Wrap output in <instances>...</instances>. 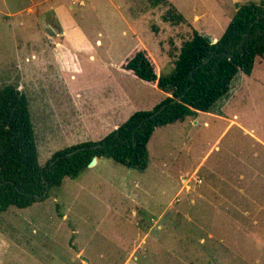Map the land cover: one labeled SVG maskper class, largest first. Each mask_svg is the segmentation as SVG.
I'll return each mask as SVG.
<instances>
[{"label": "rangeland", "instance_id": "374dc122", "mask_svg": "<svg viewBox=\"0 0 264 264\" xmlns=\"http://www.w3.org/2000/svg\"><path fill=\"white\" fill-rule=\"evenodd\" d=\"M248 1L260 0H0V89L13 84L28 96L41 165L167 96L121 67L134 49L145 47L169 74L195 28L220 38ZM170 7L185 22L165 21ZM86 41L92 48L77 49ZM257 58L213 112L156 128L145 171L101 157L45 200L2 212L0 264H264ZM116 84L131 94L126 106L109 93Z\"/></svg>", "mask_w": 264, "mask_h": 264}, {"label": "trees", "instance_id": "16d2710c", "mask_svg": "<svg viewBox=\"0 0 264 264\" xmlns=\"http://www.w3.org/2000/svg\"><path fill=\"white\" fill-rule=\"evenodd\" d=\"M167 1V0H163ZM173 24L185 22L175 7L163 15ZM258 56H264V0L237 3L221 37L194 29L179 47L171 73L160 75L156 60L137 47L121 67L169 93L150 110H138L99 140L79 142L54 152L45 165L39 148L30 101L16 85L0 89V216L10 206L26 208L49 197L66 177L78 178L94 157L112 158L130 168L149 166V141L156 128L210 111L226 96L237 74L250 75ZM178 99L177 101H175ZM1 239V232H0Z\"/></svg>", "mask_w": 264, "mask_h": 264}, {"label": "crops", "instance_id": "0c3cea01", "mask_svg": "<svg viewBox=\"0 0 264 264\" xmlns=\"http://www.w3.org/2000/svg\"><path fill=\"white\" fill-rule=\"evenodd\" d=\"M198 15H196L195 16V18L197 17ZM200 17V16H199ZM200 19V18H199ZM183 23V22H182ZM181 24V23H180ZM193 25V24H192ZM196 29V28H195ZM202 33H204V34H207L206 32H203V31H201ZM64 33H65V31H64ZM214 39H215V41H217L219 38L218 37H214ZM77 48V47H76ZM84 48L85 49H87V48H92V45L90 44V42L89 41H86V42H83V43H79L78 44V48L77 49H79V50H84ZM152 55V54H151ZM153 56V55H152ZM259 57V56H258ZM258 58H256V60H257ZM263 60V59H262ZM263 61H261V62H259V66H260V64H263L262 63ZM255 65H258V64H256V61H255ZM255 67V66H254ZM254 70V69H253ZM253 72V71H252ZM252 74V73H251ZM250 74V75H251ZM247 75V74H246ZM110 92V94H111V96H112V98L114 99V101L116 102V105H120V106H126V104L130 101V97H131V94H130V92L126 89V88H124L123 86H119L118 84H116L115 86H113V88L111 87V89L109 90ZM166 94H167V96L168 95H170L169 93H167L166 92ZM228 95V94H227ZM130 96V97H129ZM219 101V100H218ZM217 101V102H218ZM117 102L118 103H120V104H117ZM121 103H123V104H121ZM112 106L115 108V104H112ZM216 106V105H215ZM215 106H214V108H215ZM214 108L212 109V110H210V111H203V112H213V110H214ZM200 112V111H199ZM198 112V113H199ZM197 113V114H198ZM197 114H195L196 115V117H197ZM221 114H223V111H221V113H219L218 115L220 116V117H223V116H221ZM195 115H193V116H195ZM215 115H217V114H215ZM217 115V116H218ZM131 116V115H130ZM129 116V117H130ZM235 117L237 116L236 114L234 115ZM128 117V118H129ZM188 118V117H187ZM186 118V119H187ZM223 118H225V117H223ZM185 119V120H186ZM226 119V118H225ZM184 120V121H185ZM125 122V121H124ZM232 123V121H230V123H229V125H228V127L230 126V124ZM122 124V123H121ZM119 126V125H118ZM117 126V127H118ZM257 139H261V142H263L262 144L264 145V139H262V138H257ZM98 159V158H97ZM236 170V169H235ZM241 170V169H240ZM234 173L236 174L237 172H235L234 171ZM233 173V174H234ZM238 174V173H237ZM239 175V174H238ZM239 178H244V176L243 175H241V173H240V175H239ZM229 184L231 183V184H234V182L233 181H229L228 182ZM230 184V185H231ZM235 184H237V185H239V187H238V189H241V185H240V181L238 182V183H235ZM89 260H87V262H88Z\"/></svg>", "mask_w": 264, "mask_h": 264}, {"label": "water", "instance_id": "95a60500", "mask_svg": "<svg viewBox=\"0 0 264 264\" xmlns=\"http://www.w3.org/2000/svg\"><path fill=\"white\" fill-rule=\"evenodd\" d=\"M210 37V36H209ZM211 41L214 43L216 42L214 38L210 37ZM178 99H176L175 101H177ZM97 161V157H94L93 160L90 162L89 166H92L96 163Z\"/></svg>", "mask_w": 264, "mask_h": 264}, {"label": "bare ground", "instance_id": "6f19581e", "mask_svg": "<svg viewBox=\"0 0 264 264\" xmlns=\"http://www.w3.org/2000/svg\"><path fill=\"white\" fill-rule=\"evenodd\" d=\"M97 161H98V159H97ZM97 161H96V163H97Z\"/></svg>", "mask_w": 264, "mask_h": 264}]
</instances>
